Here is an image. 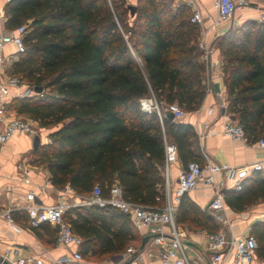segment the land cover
Masks as SVG:
<instances>
[{"label": "trees", "instance_id": "16d2710c", "mask_svg": "<svg viewBox=\"0 0 264 264\" xmlns=\"http://www.w3.org/2000/svg\"><path fill=\"white\" fill-rule=\"evenodd\" d=\"M10 0L3 6L5 27L26 25L24 51L14 62L17 75L40 94L11 98L7 110L55 128L49 142L34 150L56 188L68 185L88 196L98 185L107 196L113 183L124 199L150 206L163 204L164 137L176 146L182 165L202 162L191 124L145 112L140 100L154 97L185 112L198 109L206 94L205 66L197 48L198 25L181 4L135 0ZM130 19V20H129ZM222 59L226 110L242 126L248 142L264 140V21L245 20L217 37ZM134 57L141 60V70ZM235 212L264 201V174L254 172L239 190H223ZM12 218L44 244L55 242L47 222L30 226L27 213ZM64 219L82 242L84 259L100 260L138 245L142 236L131 218L96 205L68 208ZM175 221L188 229L213 233L218 225L187 195L179 200ZM255 255L264 259V221L250 225Z\"/></svg>", "mask_w": 264, "mask_h": 264}, {"label": "built area", "instance_id": "2783aa9c", "mask_svg": "<svg viewBox=\"0 0 264 264\" xmlns=\"http://www.w3.org/2000/svg\"><path fill=\"white\" fill-rule=\"evenodd\" d=\"M9 1L0 0V120H3L6 115L8 111L6 103L11 98L42 94L34 92L19 76L10 73L14 62L18 60L19 55L25 49L26 25L21 24L13 29L5 27L6 17L3 13V6ZM126 2L129 3V0H126ZM257 2L258 0H213L212 7L215 11V15L211 17L213 39L230 27L232 17L237 10L256 7ZM192 3H194L193 0H188V4ZM258 10V21H264V6ZM202 20L203 17L200 11L195 8L189 17V22L198 25L197 48L200 60L205 66L204 73L208 74L212 66H222V59L211 61L212 46L205 38V31L201 26ZM225 25H228V28L224 30L223 26ZM8 45L13 46V50L5 52ZM134 59L142 66L139 58L134 57ZM205 85L206 91H208L209 86ZM140 107L145 112L155 110L160 122H162L164 112L160 110L154 97L142 98ZM164 111L172 112L174 118L177 119H180L185 113L176 103L167 104ZM207 112L211 114L212 109H208ZM33 122L34 120L31 118L17 116L5 122L0 130V147L15 134L33 133ZM223 134L231 139H241L248 142L242 126L237 120L230 117H227L223 124ZM256 144L264 148L262 138L258 139ZM163 146L164 162L161 174L164 189L163 204L161 206H150L124 199L121 188L116 183L110 186L108 195L105 197L101 195V190L96 184L92 187L88 196L79 195L81 199H76V193L66 185L65 189L57 192V198L52 204L43 205L37 202V198L39 196L48 197L54 190L48 178L41 184H35L33 188L30 187L25 192L22 209L29 217L30 226H37L42 222L49 223L56 228L55 243L65 247L73 246V251L46 262L37 256H21L17 247H8L0 256V264H5V261L8 264H85L84 257L79 250L82 239L72 231L64 219V213L68 208L80 205L110 206L127 214L136 228L145 229L146 234L149 236L146 243L149 244V247L155 246L157 248L155 256L160 264H252L257 248L256 238L250 233V226L246 228L243 234L238 235L230 229L223 190H239L244 180L254 172L264 174V164L254 162L249 165L235 167L228 162H215L203 153L202 162L192 160L179 168L176 182L172 186L169 164L178 160L177 150L176 146L165 137ZM16 169L20 173L21 181L25 185H31L32 181L28 175L26 161L19 162ZM228 180H230V183H228ZM200 184L212 193L203 210L218 225L216 232L207 233L204 231L203 235L206 240L204 250L195 249L191 241L183 239L181 230L175 221V213L181 196L196 189ZM1 214L10 227L19 230L11 216L10 208L4 209ZM187 242H191L192 245ZM144 249L143 247L142 250ZM139 250L138 248L127 247L125 252L137 254ZM147 254L152 255L153 253L151 250H147Z\"/></svg>", "mask_w": 264, "mask_h": 264}, {"label": "crops", "instance_id": "0c3cea01", "mask_svg": "<svg viewBox=\"0 0 264 264\" xmlns=\"http://www.w3.org/2000/svg\"><path fill=\"white\" fill-rule=\"evenodd\" d=\"M193 2L192 4H188V0H171V7L172 9H176L179 5L184 4L189 9L190 14L195 8L200 11L203 17L201 26L205 31V38L212 46L210 59L211 61L219 59L221 56L216 46V41L213 39V30L211 27V17L215 15L212 7L213 0H193ZM129 3L134 4L135 0H129ZM263 6L264 0H258L256 7L237 10L235 12L236 23L240 24L248 18L258 20V9ZM227 28L228 25L223 26L224 30ZM11 50H13V46H6L5 52ZM203 82L209 86V89L206 91L200 107L194 111L185 112L180 118L181 121L192 125L196 133L197 152L201 157L204 153L215 162H228L235 167L249 165L254 162H262L264 164V148L259 147L256 141L246 142L241 139H231L223 134V124L230 115L226 110L227 99L222 79V68L212 66L208 74L204 73ZM210 108L212 109V113L208 114L207 110ZM16 116L19 117L14 111L8 110L3 120H0V130L3 128L5 122ZM54 129L46 130V132L42 130L39 135V144L49 142V133ZM31 139L32 137L28 134H15L0 147V256L6 248L17 247L21 256H37L47 262L73 251L74 247H65L55 242L50 245L44 244L29 228L19 225L13 219L15 225L19 227L18 231L14 230L6 223L1 214L6 208H10L11 210L22 209L25 192L30 187L33 188L35 184H41L50 176L45 166H37L30 161H26L28 175L32 184L25 185L21 181L20 173L17 171L16 165L19 162L25 161L22 159V156L28 151L30 144L32 145ZM181 166L182 164L179 160L169 164L172 186L176 182L178 170ZM228 183H230V180H228ZM52 187L54 190L50 196H39L37 198L38 203L43 205L52 204L56 200L55 198H57V192L65 189V186L60 189L53 185ZM53 194L55 197H53ZM186 195L203 210L209 202L212 193L200 184L196 189L187 192ZM226 213L230 220V229L237 235L243 234L246 228L253 222L258 220L264 221V201L258 202L241 212H235L227 206ZM178 226L183 239L191 241L197 250L205 249L206 240L203 235L205 230H198L187 235L182 225L178 224ZM138 232L142 237L147 235L144 228L138 229ZM131 246L135 249V244ZM148 247L149 244L145 243V249L139 250L137 254H129L124 251L100 260H87L86 258L84 260L85 264H129L131 262H133L131 264H160L155 256L157 248L155 246ZM137 248L139 249V246ZM147 250H151L153 254L148 255ZM138 253L140 254L138 255ZM252 264H264V259H260L255 255Z\"/></svg>", "mask_w": 264, "mask_h": 264}, {"label": "rangeland", "instance_id": "374dc122", "mask_svg": "<svg viewBox=\"0 0 264 264\" xmlns=\"http://www.w3.org/2000/svg\"><path fill=\"white\" fill-rule=\"evenodd\" d=\"M166 2L167 3H170L171 4V0H166ZM131 4V3H130ZM136 3H134L133 5H135ZM236 14H234V16L232 17V20H231V26H230V28H235V27H238L240 24H242L245 20H248V19H251V18H248V19H245L244 21H242L240 24H237L236 23V16H235ZM130 20V19H129ZM254 20H256V19H254ZM258 21V20H257ZM215 40H217V38H215L214 39V41ZM136 62V61H135ZM136 65L138 66V68L141 70L142 68H141V65L138 63V62H136ZM142 71V70H141ZM164 107H166V106H164L163 104H159V108H160V110L161 111H163L164 110ZM19 117L20 118H28L27 116H25V115H19ZM33 129H34V132L33 133H31V134H28V135H30L31 137H32V139H31V143H32V140H33V137L35 136V135H40L41 134V132H42V130H44V132H46V130H51L52 129V127H48V128H42V127H40L39 126V124H38V122L37 121H34L33 122ZM23 158V160H25V161H30L32 164H34V165H37L36 163H35V156H34V149L32 148V145L30 144V147H29V149H28V151H26V153L22 156ZM37 166H39V165H37ZM54 195V194H53ZM74 196V195H73ZM53 197H55V195L53 196ZM75 197L77 198H80L81 199V196H79V195H75ZM84 198H88V197H84ZM56 199V198H55ZM182 228L184 229V232L188 235V234H190V233H192V232H196V231H194V230H191V229H188L187 227H185V226H182ZM187 231V232H186ZM131 247H133V246H131ZM138 247V245H135V248H137Z\"/></svg>", "mask_w": 264, "mask_h": 264}, {"label": "water", "instance_id": "95a60500", "mask_svg": "<svg viewBox=\"0 0 264 264\" xmlns=\"http://www.w3.org/2000/svg\"><path fill=\"white\" fill-rule=\"evenodd\" d=\"M128 9H129L130 15H133L134 11H135V6L133 4H128ZM33 90H34V92L39 93L42 89H41V87H34ZM165 116L168 119L174 118V114L172 112H170V111H166ZM230 118L231 119H235L234 116H230ZM39 143H40L39 136L35 135L33 137V140H32V148L35 150L37 148V146L39 145ZM148 237H149L148 235L142 237L141 242L139 244V249L140 250L143 249L144 244L146 243ZM187 243L192 245L191 242H187ZM5 264H8V263L5 261ZM124 264H126V263H124Z\"/></svg>", "mask_w": 264, "mask_h": 264}]
</instances>
